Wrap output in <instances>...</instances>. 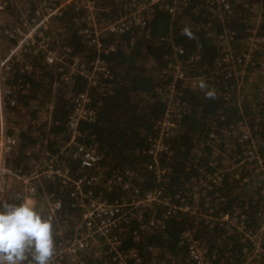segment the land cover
<instances>
[{
  "label": "trees",
  "instance_id": "1",
  "mask_svg": "<svg viewBox=\"0 0 264 264\" xmlns=\"http://www.w3.org/2000/svg\"><path fill=\"white\" fill-rule=\"evenodd\" d=\"M182 1L177 0L174 14L155 9L145 29L103 36L104 48L113 50L101 54L79 35L83 14L68 7L56 22V30L63 31V50L80 54L89 66L101 57L111 76L90 88L79 75L64 81L41 60L34 63L39 74L17 73L13 85L20 107L14 115L19 116L21 108L27 113L19 134L20 154L12 164L21 167L23 152L46 138L44 119L50 113V133L56 137L49 141L52 156L75 179L100 176L98 182L85 185L86 194L111 205L125 204L114 235L124 253L133 252L130 264H195L188 255L192 240L201 243L211 264H246L254 243L260 241L249 238L264 225V47L250 51L246 68L237 66L238 75L224 55L231 51L242 58L253 32L264 36V0H224L229 9L219 0ZM123 3L101 0L100 20L115 22L125 9ZM172 63L185 69L187 80L174 78L168 71ZM202 76L204 87L191 88L189 80ZM88 90L97 120L82 124L80 140L95 147L102 160L82 170L73 154H62L61 149L73 98ZM170 107L176 128L167 140L169 152L158 158L165 171L158 175L150 169L154 157L149 152ZM214 176L219 179L209 180ZM73 192L47 183L39 194L46 193L49 201L62 200L59 224L66 236L79 232L82 219L80 196L72 198ZM152 192H161L160 202L135 205ZM186 206L190 212L182 210ZM226 216L229 221H221ZM52 224L57 237L62 230L57 222ZM240 224L244 229L238 231Z\"/></svg>",
  "mask_w": 264,
  "mask_h": 264
},
{
  "label": "built area",
  "instance_id": "2",
  "mask_svg": "<svg viewBox=\"0 0 264 264\" xmlns=\"http://www.w3.org/2000/svg\"><path fill=\"white\" fill-rule=\"evenodd\" d=\"M30 0H0V16L7 12L9 8L15 10L18 20H9L5 27L0 24V202L19 203L24 199H33L40 193L37 181L42 182L45 188L47 183H59L62 187L74 190L71 197L80 196L82 219L76 228L79 231L75 236H66L60 226V217L63 212L61 201H47L44 209L37 211L52 223L57 222L61 232H56L54 237L55 255L52 264H88L90 261L99 260L103 264H130L133 252L124 253L121 250L119 238L114 235L120 226L121 215H123V205H111L106 199L94 198L86 194L84 187L86 184L92 185L99 181L100 176L88 180L86 177L75 179L70 169L60 165L55 158L46 166L28 167L26 162L21 167L16 168L12 164V159L19 154L20 141L19 134L24 129L22 124L23 115H14L17 107H20L17 89L13 85V80L17 73L23 76L39 74V69L35 68V61H42L44 65L54 68L57 75H62L64 81L72 80L73 75H79L87 80L90 88L99 85L100 79H108L111 76L109 65L101 57H98L89 66L80 54H71L68 50H63L60 33H52L54 21L63 16L64 11L70 6H74L77 12L83 14L84 25L79 30V35L89 45L96 48L99 54L112 51L105 49L102 44V37L105 35L122 36L133 28L145 29L152 13L157 8H165L171 14L177 11V0L168 3L167 0H123L124 11L115 21L103 22L100 20V13L103 11L101 0H64L56 3L53 0H39L38 6L32 10ZM190 0H183L186 2ZM219 5L229 9L224 0H219ZM9 39L10 46L4 52L1 49L2 38ZM226 39L231 40L229 34ZM248 51H244L242 58H238L231 51L224 55V62L230 66L233 74H237V66L246 65L251 59L250 51L264 47V36H259L255 32L247 40ZM180 54L183 52L177 50ZM170 71L175 79L187 80L185 69L179 64H169ZM204 77H192L189 81L191 88L200 90L204 87ZM89 90L80 93L73 98V109L67 123V138L63 151L73 154V158L78 162L82 170H88L98 166L102 160L101 154L95 147H87L81 143V126L83 123H94L97 120L96 112L91 107L92 99ZM52 108H50L51 110ZM166 118L161 122L159 137L152 144L150 154L154 161L150 169L156 170L158 175L165 173L160 168L158 158L169 152L167 140L174 135L176 123L172 121L171 107ZM16 117V120L13 119ZM52 116L48 114V121ZM48 125L44 131L46 144L53 139ZM246 133V132H245ZM244 133V134H245ZM246 133L244 137H247ZM215 139V136H211ZM48 152L45 153L47 155ZM217 181L219 176L210 177L209 180ZM128 185L124 186L128 189ZM161 192L148 193L135 205L152 206L160 202ZM119 203V202H118ZM116 203V204H118ZM189 211L190 208H182ZM196 212V211H195ZM221 221L228 222L229 218L223 217ZM237 226V225H234ZM244 229L243 225H238L237 230ZM231 231V230H230ZM232 232V231H231ZM264 236V225L258 235L249 239L256 241L255 250L251 254L246 264H259L264 261V243L261 238ZM206 251L200 242L192 240L188 248L190 261L195 264H211Z\"/></svg>",
  "mask_w": 264,
  "mask_h": 264
},
{
  "label": "clouds",
  "instance_id": "3",
  "mask_svg": "<svg viewBox=\"0 0 264 264\" xmlns=\"http://www.w3.org/2000/svg\"><path fill=\"white\" fill-rule=\"evenodd\" d=\"M53 224L33 200L0 202V264H52Z\"/></svg>",
  "mask_w": 264,
  "mask_h": 264
},
{
  "label": "crops",
  "instance_id": "4",
  "mask_svg": "<svg viewBox=\"0 0 264 264\" xmlns=\"http://www.w3.org/2000/svg\"><path fill=\"white\" fill-rule=\"evenodd\" d=\"M63 1L64 0H54V2H56L57 4L58 3H61ZM29 4H30V8L32 10H34L38 6V4H39V0H30L29 1ZM17 14L18 13L15 10L9 8L7 10V12L3 13V20L6 21L8 18H10L11 21L18 20ZM0 18H2V14H1ZM58 20L54 21L53 28L51 29V32L52 33H63L62 30H59V31L56 30V26H57L56 22ZM80 22H84V21L81 19ZM1 43H2L1 44V49L5 47L4 48V51H3L5 53V51L7 50V48L10 46V41H9V39L3 37ZM59 47L61 49H63L61 46H59ZM26 113H27V110H24V109L21 108V112L19 113V116L23 115V117H24L23 123L25 122V119H26V115H25ZM17 118H18V116H17ZM44 120H46V125L47 126L48 125L49 126L51 125L52 119H51V122L49 123L48 116ZM44 120H42L41 122H39L38 125H37V127ZM50 128L52 129V126H50ZM66 134H67V130H66ZM34 136L38 140H40V137L38 136V132L36 131V129L34 130ZM54 139H56V137L53 136V139L51 141H53ZM44 141H45V139L42 142H40V143L37 141L38 147H32V148L26 149L23 152V156H24V159H25L24 162H26V164H27L28 167H33L36 164H38L37 166H43V165L46 166V165H48L50 163L51 158H55L56 161H58L57 157H53L52 154H51V152L49 151V142L46 144V148L44 149V145H45L43 143ZM63 147L61 149V153L62 154H66V152L63 151ZM46 152H48L47 155H45ZM19 154H20V149H19ZM42 185L43 184H42L41 181H37V187L39 188L40 192L45 189V188L42 187ZM39 194H38L37 197H33V199H31V200H33V202L35 204V207L37 209H39L40 211H42L44 209L45 203L50 199V197L46 193L42 197L39 196ZM58 201H62V200L61 199H58Z\"/></svg>",
  "mask_w": 264,
  "mask_h": 264
},
{
  "label": "rangeland",
  "instance_id": "5",
  "mask_svg": "<svg viewBox=\"0 0 264 264\" xmlns=\"http://www.w3.org/2000/svg\"><path fill=\"white\" fill-rule=\"evenodd\" d=\"M9 20H10V18H8L6 21L0 19V24H1V26H2V27H5L6 24H7V22H8ZM4 54H5V53H4Z\"/></svg>",
  "mask_w": 264,
  "mask_h": 264
}]
</instances>
